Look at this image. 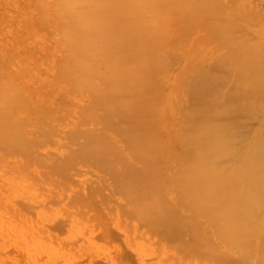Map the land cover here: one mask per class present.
Here are the masks:
<instances>
[{
    "label": "bare ground",
    "instance_id": "bare-ground-1",
    "mask_svg": "<svg viewBox=\"0 0 264 264\" xmlns=\"http://www.w3.org/2000/svg\"><path fill=\"white\" fill-rule=\"evenodd\" d=\"M234 2L19 0L34 18L6 28L17 43L0 65V168L16 175V190L28 168L45 170L47 183L98 170L106 176L91 178L99 184H86L94 188L88 196L86 185L74 187L75 198L72 184L61 187L70 190L68 210L96 212L86 210V221L93 215L106 231L144 227L150 249L167 247L180 264H264V13L250 0ZM43 30L46 37L37 38ZM193 30L199 36L186 55L172 39ZM84 165L89 172L81 173ZM54 195L53 203L36 201L48 210L44 204L57 206ZM112 209L116 222L107 224ZM76 211L68 213L79 221ZM1 221L3 233L9 221ZM105 235L99 241L109 242Z\"/></svg>",
    "mask_w": 264,
    "mask_h": 264
},
{
    "label": "rangeland",
    "instance_id": "rangeland-1",
    "mask_svg": "<svg viewBox=\"0 0 264 264\" xmlns=\"http://www.w3.org/2000/svg\"><path fill=\"white\" fill-rule=\"evenodd\" d=\"M12 1L13 0H2V1L0 0V19L2 21H4V23H1L0 22V65H3V64L8 63L5 60V55H8V54H6V52L8 50H10V48L13 46L14 42L17 43V37H14L11 34H9L8 31H6V28H12V29H14L15 27H17L18 25H20L22 23L23 24L24 23H28L30 21V18L31 17H32L31 18L32 20L34 18V14L29 15L28 17H25L24 16V14L27 16L28 13L26 14V12H24V9H23L24 7L23 6L22 7L21 6H18L19 5L18 4V1L19 0H15V2H14L15 5H13V6H16L17 5L18 7L16 6V9L19 8V10L14 9L15 7H12V5H11ZM234 1H236V0H225V2L227 3L228 8L231 7V6H233L232 4H235ZM261 1H263V0H250V2H249L250 7H252V8L254 7V10H256V8H258L257 9L258 11H255V12L261 13L262 10H263V13H264V1L263 2H261ZM4 2H5V4H2ZM5 5L6 6L8 5V7H5ZM7 13H8V15H6ZM19 15L20 16L23 15V16H21V18H20ZM46 21L49 22L48 20H46ZM252 26H254V24H252L251 26H249V28H247V30H246L247 31L246 32L247 33L246 35L248 37L251 36L252 32H253V34L255 33L256 28H253ZM251 27L253 29H255V30L253 31V29H251ZM195 29L197 30V28H195ZM174 30H177V29H174ZM173 32H172V37H174L173 36ZM193 32H197V31L193 30L192 33L190 32L189 34H186L187 37L185 35L184 36L182 35L183 36L182 37L179 33L177 35L176 34L177 32H176L174 35H177L179 37H177V38L174 37L172 39V40L175 39L174 41L177 42V46L180 49H182L185 52L186 55L188 54V51H185V50H187L190 47L191 42L194 41L193 39H196L199 36V32L200 31L197 32V33H194V36H193V38L191 40L190 35H193ZM197 34H198V36H196ZM46 35H47V31L46 30H43V33H40L39 37H37V38H40V39L41 38H45ZM178 38H179V40H178ZM188 41H190V42H188ZM47 65H48V62H46L45 66H44V64H41V67H42L41 70H44ZM208 66L207 67L205 66V69H207ZM180 68L181 69L184 68V62H183L182 65H179V67H177L176 70H179ZM38 76H40V74ZM184 106H186V105H184ZM255 121L256 122L253 121V123L250 124L252 128H249V131H252L253 127H255L257 125L258 120L256 119ZM248 133L251 134V132H248ZM56 141L59 142V139H57ZM56 141H54V142L57 144ZM56 144L53 145V146H56ZM54 148L53 149L51 148L52 150H51V155L50 156L52 158H54V159H57V158L60 157V155L57 154V151H55ZM41 155L43 156V153H41ZM86 166H88V168L90 169V166L89 165H86ZM81 167H79L81 170L78 168V170H80L81 173L85 169L87 170V167H85V165L84 166H81ZM0 169H2V168H0ZM3 170L4 169H2L1 171L4 172V173H1V171H0V201H3L4 200V204L2 205L1 204L2 202H0V208L3 206L2 209L5 210V211L2 210L3 211L2 212L1 209H0V211L2 213H4V216H7V215L8 216L6 218H4L2 216L3 214L2 215L0 214V216L3 217V218L0 219V221L4 219V221H3L4 223L1 221L3 223V225L5 224V222H8L9 221V223H6V225H8V227L5 225V228L3 226V229H1V230H3V233H1V231H0V264H165L166 261H167V264H169L168 261H170L171 264H172L173 263L172 261L173 260L175 261V258H176L175 256H178L175 252L173 253V251H172V253H170L169 250L167 249V247H162V249H161L162 250V252H161L162 254L164 252H166L163 255L161 254L162 255L161 258H163L162 259L163 261L160 260L161 258L159 259V254H160L159 252L161 250L158 252L159 253L158 254L156 252L157 249L155 251V249H153L151 247V249H153V251H155L158 256L157 255L155 256L154 253H151L153 251L150 249L149 243L151 241L154 242V240H151L150 239L151 241H148L149 239L144 238L147 235L146 234V228L144 229L145 232L144 231H141L140 232V230H143L144 227L141 229V228H139L141 226H139V227L137 226L136 228H133L132 230H130V228H132V227H128L127 231H125L126 230L125 228H127V227H125L126 226L125 225L124 226L125 227L124 228V232H122L123 231V227L120 228V229L118 228L119 230L116 229L117 230L116 231L114 229L115 226H113L111 224L112 222H116V219H115L116 218V215H114L115 214V209L110 210L112 217L109 216V218L111 217L110 219H108V217H106V220H105L106 223H107V219H108V223L107 224H111L109 228L112 230V232L110 231L109 228H107L110 231L109 232L107 230L108 233H110V235L107 236L108 238H110V241H109L110 243L107 242V241L105 242L104 239H103V241H102V239L99 241V239L102 237V234L103 235H105V234L107 235L108 234V233H105L104 234L103 231H106V229H105V226L102 223L101 224H99V223L97 224L96 223V222H98L97 219H95V221L92 222L91 219L94 218V217L91 214H90L91 215L90 218L86 216L88 223L85 220V218H84V216L86 215L85 211L88 210L87 213H89L90 211L92 212L93 209L91 210L89 208L90 209V211H89V209L83 207V209L85 210V211H83L82 210V206H78V205H73V207H75L76 209L75 208H70L69 210L67 209L68 208V203H69V200H70V197H69L70 195H68V194H70L69 193L70 190L68 191L66 189L67 192H68V194H67V192H65L66 190H64V192H63V189L64 188L61 189V187H64V186H62V185H66V186L68 185L67 188H70L71 187L70 189L73 192V193L71 192L72 193L71 195H72L73 198H75V196L77 195V193H75L74 196H73V194L75 192L74 190H76L75 189L76 187L78 188V186L80 187V186L89 184V182H91V185L92 186L95 185V184H96V186H98L99 183L98 184L97 183H94L95 181L91 179V178H93L95 176L98 178L97 175H99V174H96L95 175V173H102L100 171L97 172L98 170L97 171L94 170V171H96L94 173V176L89 177V179H87L88 177L84 174V172L82 174H84V176L86 178L84 176L82 177V174L79 177V175H76L75 173H74L75 174L74 175L73 173H71L74 176L72 178V181L68 178L69 176H67V179L70 180L69 183H66V181H69L67 179H66V181L62 180L63 181L62 182L60 178L57 179L55 177V179L57 180V183L56 182H54V183L58 185L59 184L58 181H60V184H61V185L59 184V186L57 187V185H55L54 183H52V181L53 180L55 181V179H53V180H49L48 179V183H47V181L45 182V180L43 178L40 179L41 178V175L43 177V174H44V171L45 170L39 171L40 169H38V167H36V169H34V170L31 169V168H28V169H26V171L23 172V174L26 177H23V174L21 173L22 176H20V177L22 178V181L19 179L20 181L18 183L19 186H20V182H21V186H22L21 188H24L23 190L26 191V192H24L23 190L21 191V189L19 191L16 190L17 186L15 185V183H14V181L12 179V177H14L16 175H14L12 173L9 174V172L11 170L9 171V170L6 169L7 170L6 171L7 173H5V170L4 171ZM78 170L76 169V171H78ZM92 171L93 170L91 169V172ZM12 172H15V171H12ZM25 172H26L27 175L25 174ZM88 172H86L87 175L91 173V172L90 173H88ZM2 174L3 175L5 174L6 176L3 177ZM8 174L11 175V176L9 177ZM16 174L19 176L20 173H17L16 172ZM71 174H70V177H72ZM103 175L104 174H100L99 176H103ZM1 176L5 180H3V178ZM27 176H28V179H27L28 180V183H27V180H25V178H27ZM104 176H106V175H104ZM96 177H95L96 181L99 182ZM18 178H17V181H18ZM82 178H84V179H82ZM104 178L107 181L109 180L106 177H104ZM14 179H16V177H14ZM8 180H10L11 183H10V181L8 182ZM23 180H25V181L23 182ZM101 180H102V177L100 178V181ZM2 181H3V183H2ZM64 182H65V184H63ZM92 182L94 184H92ZM6 183H8V184H6ZM43 183H46L47 185L46 184L44 185ZM16 184H17V182H16ZM69 184L70 185L72 184V186L74 184V186L72 187ZM52 185H54V187L57 188V191H59L60 193L62 192L61 193V195H63L62 198H60L61 197L60 194H58V195H60V197L57 196V194H56L57 191L55 190V188ZM45 186L48 187V190H47V187H45ZM86 186H88V185H86ZM49 187L50 188H54V190L49 189ZM85 187L83 186V188H85ZM93 187H89L91 189H87L86 188V191L84 189H82L84 191L85 196L87 194L89 195V193H85V192H87V190H88V192H91V190H92ZM12 188H14V190H16V191H13ZM58 189H61L62 191L61 190H58ZM6 191H7V193H8L7 195L9 197L6 198L4 196L6 198L5 199L3 197V193H5ZM20 191L22 192V194H25V196H24L25 198L23 197L22 194L20 195ZM50 191H52V192L54 191L56 195H54V193L52 194V192H51V194L54 195V196H57V197H55V199L59 200V201L56 200L57 201V206H55V204H53L54 207H55V209H57V211L56 210L54 211V207L52 208L53 205L51 206L50 204H48V203L55 202V201L51 202L52 200L49 199V197L52 198L51 197L52 195H50V194L48 195L47 194ZM79 191H80V189H79ZM9 192L10 193L12 192V193L9 194ZM13 192H15L16 195ZM18 193H19V195H17ZM64 193L68 197L67 196H64ZM80 193H82V192H80ZM84 194L82 196H84ZM14 195L17 198L14 197ZM18 196H19V198H18ZM79 196H81V194ZM42 197H44V198H42ZM10 198H12V199L10 200ZM15 198L17 199V201H16ZM20 198H22V200L21 201H18V200H20ZM7 199H9L10 201H8ZM48 199L50 201L47 203V205L44 204V206H48V208L47 207H44V208H47L48 210H45V209H43V205L42 204L44 203V201L47 202ZM52 199L54 200V197ZM14 200H15V202H14ZM36 200L38 202H41L42 204L41 203H38ZM120 201L121 200H119V202H117V201L116 202L117 203H121ZM116 202H114V204ZM15 203H16L17 206L15 205ZM5 204H8V207L11 206L9 208V211H8L7 208L5 209V206L7 207V205H5ZM12 206L16 210V212L13 210L16 213V215H15V213L12 214L13 211L11 212V210H10V209H12ZM110 207H108L107 209L114 208V206L111 207V208ZM75 210H78L76 212H77V214L79 213V215H80V217H79L80 220L79 221L74 217V215H76V213L74 215L73 214H69V213H71V211L73 213ZM101 210H103V208H101ZM47 211H49L50 213L48 212L49 213L48 214ZM96 211L97 212H100V208L97 209ZM103 211H101L100 213H102ZM6 212H8V213L6 214ZM9 212H11V214L13 215V219L11 218L12 215ZM18 212H19L20 215L18 214ZM42 212H44V215L42 214ZM93 212H94V214L96 213L95 211H93ZM93 212H92V214H93ZM17 215H19L21 218L17 217ZM39 215L40 216H43V217H40L39 218ZM49 215L52 217V219H51V217ZM81 216H82V218H81ZM44 217H45V221L43 222V220H44L43 218ZM84 220L86 221L87 224H85V221ZM83 224H84V226H83ZM93 225H94L95 228L93 227ZM37 226H39V227H37ZM97 229H99V230H97ZM100 229H101V231H100ZM121 229H122V231H121ZM85 230L86 231H89V232L98 231V235L97 236H99V237H96L97 232H94V233H96L95 235H93V233H92V235H90V233H88V232L85 233L86 232ZM129 230L131 232V235L129 234ZM99 231H100V233L102 232L101 236L99 235L100 234ZM134 231H136V232L138 231L139 233L138 232L137 233L140 234V237L136 234V232L134 233ZM115 233H116V235H115ZM122 233H124V235L128 233L123 238H126L129 242L132 243V245L135 246V243H137L136 241L135 242L132 241V239H134L135 237L137 238V236H138V238L136 240H139L140 239V241L142 243L145 242L144 243L145 245L144 244H141V242H138V243L141 244L139 247H136L135 246L136 247L135 248L134 246L132 247V245L131 246H129V245L127 246L126 239L124 240L121 237ZM141 233H143V236L144 237L142 236ZM106 235L104 237L105 239L107 238ZM127 236H130V237H127ZM113 237L116 238V239H113ZM148 237H151L152 238V237H156V236H153V235L150 236V235H148ZM128 238H130L131 241ZM50 239H52V240L54 239L53 240L54 242L53 243H50V241H51ZM121 239H123V240H121ZM142 239H145L144 242L142 241ZM106 240H109V239H106ZM111 240H112V242H111ZM100 242L101 243L105 242L106 244L105 243L104 244H101ZM129 242H128V244H129ZM146 242H148V243H146ZM51 244L54 245V246H52ZM50 246H52V247L50 248ZM171 248H169V249H171ZM140 250H141V253H140ZM167 251L169 252V255L167 254L168 253ZM53 252H55L56 254L53 253ZM164 255H166L167 257L164 256ZM172 257L174 259H172ZM179 258L180 257L178 256L176 259L179 260ZM164 260H165V263H163ZM181 261H183L182 258H180V261L179 262H181ZM159 262H162V263H159ZM176 262L178 263V261H175L173 264H177ZM178 264H180V263H178ZM183 264H187V263L185 262Z\"/></svg>",
    "mask_w": 264,
    "mask_h": 264
}]
</instances>
